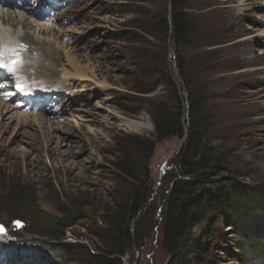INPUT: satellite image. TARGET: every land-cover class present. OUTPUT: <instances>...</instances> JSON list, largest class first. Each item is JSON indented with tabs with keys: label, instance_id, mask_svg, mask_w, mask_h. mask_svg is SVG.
<instances>
[{
	"label": "rangeland",
	"instance_id": "374dc122",
	"mask_svg": "<svg viewBox=\"0 0 264 264\" xmlns=\"http://www.w3.org/2000/svg\"><path fill=\"white\" fill-rule=\"evenodd\" d=\"M183 6L189 29L184 45L171 33L170 0H60L55 9L61 15L45 38L58 39L59 53L64 48L84 79L53 101L26 97L13 87L4 91L11 81L0 77V100L16 101L28 114L19 125L27 136L19 133L8 145L0 138V223L6 227L0 234V264L168 263L161 230L186 133L156 143L149 161L135 172L140 174L135 188L118 170L116 152L124 135L155 140L151 110L160 102L172 103L164 82L170 77L187 124L188 87L178 71L179 56L195 57L197 72L211 68L200 120L210 145L227 150L228 170L209 180L231 177L260 191L257 197L237 196L233 215L220 213L210 233L197 240L191 264H264V0H183ZM42 64L53 66L47 60ZM46 109H57L49 118L55 117L53 127L34 115ZM131 120L153 129L132 130L125 124ZM10 122L12 129L18 127L16 119ZM145 188L150 195L129 220V234L112 236L113 212L130 206L135 192ZM51 216L70 226L54 228ZM12 218L22 221L21 228L11 226ZM109 241L124 253L106 247ZM9 242L29 256L4 261ZM61 242L72 244V250H60ZM34 250L49 253L46 259L31 258Z\"/></svg>",
	"mask_w": 264,
	"mask_h": 264
},
{
	"label": "trees",
	"instance_id": "16d2710c",
	"mask_svg": "<svg viewBox=\"0 0 264 264\" xmlns=\"http://www.w3.org/2000/svg\"><path fill=\"white\" fill-rule=\"evenodd\" d=\"M171 2V33L174 42L186 44L188 35V20L184 11L183 0H170ZM193 60V61H192ZM197 63L195 57L179 56L177 59L178 71L187 85L189 117L187 124L183 121L181 101L177 96L175 81L170 77L165 80V85L170 91V105L160 102L152 109V120L155 125V140L138 135H124L120 147L117 149L116 166L123 177L134 187L135 172L139 171V164L149 161L155 149L156 143L171 137L185 139L179 153L175 157L174 174L171 176V186L167 195L166 215L163 217L162 234L163 243L169 254L167 264H191L194 257V248L197 240L208 235L215 219L224 210L233 215L235 199L238 196L257 197L259 190L239 185L231 177H226L219 182H212L209 178L220 172L227 171V150L215 148L207 140V131L204 122L200 120L203 115L207 93L210 89V70L207 73L201 69L195 70ZM160 82V81H158ZM186 128V129H185ZM147 179L149 171L145 169ZM139 173V172H138ZM208 177V178H207ZM206 178V179H205ZM140 184V181H139ZM139 189V188H138ZM137 191L130 206H122L112 214L114 233L129 234L128 222L133 219L150 195V188ZM150 189V190H149ZM128 221L126 220L127 214ZM237 213V211H236ZM237 215V214H236ZM234 215V216H236ZM13 219V218H12ZM11 219V220H12ZM54 228L67 229L70 225L64 222V218L51 216ZM233 224V223H232ZM113 239V238H112ZM15 242L7 243L4 256L25 259L29 256L26 249L13 247ZM106 247L117 249L119 255L124 253L117 247L116 242L109 241ZM59 249L65 253L72 250L73 245L61 242ZM44 249V248H43ZM46 249V248H45ZM47 251V250H46ZM49 253V250L47 251ZM41 252L33 251L35 256L31 258L46 259ZM114 253L111 250L108 254ZM48 256V255H47ZM16 261V260H15Z\"/></svg>",
	"mask_w": 264,
	"mask_h": 264
},
{
	"label": "bare ground",
	"instance_id": "6f19581e",
	"mask_svg": "<svg viewBox=\"0 0 264 264\" xmlns=\"http://www.w3.org/2000/svg\"><path fill=\"white\" fill-rule=\"evenodd\" d=\"M34 5H37V2ZM46 12L45 8L41 5H39L37 9H33L32 7H28L26 3L0 2V50L4 52V62L11 63L17 58L22 61V63L16 66L14 72H9L0 68V76L4 78L8 77L11 80L6 88L7 90L4 91H8L13 87L14 90L27 97H36L39 95L53 97L54 95H61V93H64L63 91L69 90L72 82L84 79L85 74L81 71L79 66L69 58L64 48H62L63 54L59 53L57 47V42H59L57 41L58 39L54 37L50 41V39L45 38L52 34V32H49L47 29L49 25L55 24L56 19L61 15L59 13L57 14V10H50V15L47 18ZM49 20L52 22H49ZM19 29L22 31H19ZM23 29H25V33L21 35ZM59 31H62L63 34L68 33L67 29H60ZM51 42L57 48L53 47ZM19 51H23V54H19ZM38 59H41V61ZM43 60L49 61L53 65L52 68L43 65ZM55 65L62 66L63 68H61V70L57 69V67H54ZM30 74L41 75V77H32ZM67 81L70 86L67 84ZM7 94L8 93H2L1 95ZM2 103L4 104L0 107V138L5 137V140H7L5 145H8L18 140L19 133L22 136H27V132L24 131V129L20 131L19 125L23 126L22 124L25 123L23 121L25 117H28V114L19 109L22 108L20 103L14 105L16 101L7 102L5 100H0V104ZM56 110L57 109H46L44 112L47 114L34 115L38 116L42 123L46 122L49 126L53 127L54 116L58 114ZM7 113H10V115L5 117ZM52 115H54V119L51 121L49 118L52 117ZM13 119H16V125H18V127L15 126L12 129L10 121ZM125 124L135 131L153 129V126H150L149 123L137 120H131L125 122ZM30 125L31 123H28L26 126ZM47 133L48 137H51L48 131L46 134ZM1 145H3V142H0V146ZM4 261H7V259ZM16 262L17 261L14 263Z\"/></svg>",
	"mask_w": 264,
	"mask_h": 264
},
{
	"label": "snow or ice",
	"instance_id": "6c2138e0",
	"mask_svg": "<svg viewBox=\"0 0 264 264\" xmlns=\"http://www.w3.org/2000/svg\"><path fill=\"white\" fill-rule=\"evenodd\" d=\"M3 56H4V52L0 50V68L5 69L9 72H14L16 66L22 63V61L19 60L18 58L13 60L11 63H5ZM17 224H19V222H17ZM3 231H4L3 226H0V232H3Z\"/></svg>",
	"mask_w": 264,
	"mask_h": 264
},
{
	"label": "water",
	"instance_id": "95a60500",
	"mask_svg": "<svg viewBox=\"0 0 264 264\" xmlns=\"http://www.w3.org/2000/svg\"><path fill=\"white\" fill-rule=\"evenodd\" d=\"M17 222H19V224H17ZM10 223H11V226H15L16 228H21L22 226V221L19 220L18 218H13ZM0 226H3L4 228V231L0 232V234L6 232V227L2 223H0Z\"/></svg>",
	"mask_w": 264,
	"mask_h": 264
}]
</instances>
